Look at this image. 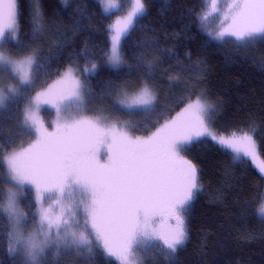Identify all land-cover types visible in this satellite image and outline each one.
Returning <instances> with one entry per match:
<instances>
[{
  "label": "snow or ice",
  "instance_id": "obj_1",
  "mask_svg": "<svg viewBox=\"0 0 264 264\" xmlns=\"http://www.w3.org/2000/svg\"><path fill=\"white\" fill-rule=\"evenodd\" d=\"M211 6L214 12L209 15L220 17L219 29L208 32L213 39L234 37L236 42L246 43L264 38V0H229L224 10L217 0H211ZM112 9L118 11L119 5L108 0L103 10ZM145 11L144 0H131L126 16L109 26L111 48L104 55L111 67L125 63L122 38ZM43 15L35 0L34 35L43 31ZM207 19L201 18L202 26ZM19 29L18 0H0V47L9 36L18 42ZM40 55L39 49L17 54V58L0 52V75L8 73L17 81L0 87V109L25 100L21 130L35 137L26 147H16L13 137L0 136V165L9 185L0 189V217L12 229L8 232L9 252L22 251L24 264H46L49 249L56 255L61 249H72L87 253L89 259L103 253L119 264H142L137 252L158 243L174 255L188 239L187 216L201 190L196 164L181 153L206 137L230 150L237 161L250 158L264 174V160L259 159L253 135L233 132L217 136L210 130L208 118L216 105L202 100L203 93L175 116L145 125V135H134L137 126L110 118L116 112L131 115L154 105L158 97L152 64L144 66L145 78L131 91L125 86L110 114L100 110L87 115L83 113L89 110L91 86L72 65L55 73L58 79L46 81L35 95H25L37 87L35 73L45 68L38 63ZM87 63L91 66L83 69L85 80L97 67L91 60ZM45 105L56 111L52 125L46 126L40 115ZM8 145H12L10 150H6ZM25 185L35 189L38 208L34 217H39L37 230L27 236L21 228L28 217L19 203ZM256 215L264 218V197Z\"/></svg>",
  "mask_w": 264,
  "mask_h": 264
},
{
  "label": "trees",
  "instance_id": "obj_2",
  "mask_svg": "<svg viewBox=\"0 0 264 264\" xmlns=\"http://www.w3.org/2000/svg\"><path fill=\"white\" fill-rule=\"evenodd\" d=\"M208 2L144 0L145 13L122 38L125 63L119 68L110 67L104 55L110 49L109 26L119 12H104L97 0H69L65 4L61 0H39L44 15L43 31L37 35L32 21L35 0H18V42L9 36L0 48L13 57L39 49L38 63L45 68L35 73L37 87L26 96L58 78L55 73L69 65L82 74L90 66L87 61L94 62L95 72L86 80L83 76L91 86L89 115L100 110L110 114L121 89L128 86L131 91L145 78L144 66L152 64L158 97L154 107L131 115L120 111L110 118L137 126L134 135H145V125L152 126L157 120L162 123L203 93V99L216 105L211 117L214 130L227 135L252 133L259 157L264 160V38L246 43H238L233 37L213 39L208 35L214 33L209 18L203 26L201 23ZM85 49L86 54L81 55ZM25 103L22 99L18 105L10 104L0 111L4 117L0 119V136L13 137L16 147L30 138L20 124ZM181 155L196 164L201 186L186 220L188 239L174 255L154 248L143 258V264H264V219L256 215L264 196V178L250 162L235 161L228 151L208 139L194 143ZM7 186L0 165V189ZM19 203L28 217L24 227L34 228L37 216L28 189ZM9 231L7 219L0 217V264H24L22 252H9ZM46 264L54 263L47 260ZM73 264L118 262L97 253L94 259Z\"/></svg>",
  "mask_w": 264,
  "mask_h": 264
},
{
  "label": "rangeland",
  "instance_id": "obj_3",
  "mask_svg": "<svg viewBox=\"0 0 264 264\" xmlns=\"http://www.w3.org/2000/svg\"><path fill=\"white\" fill-rule=\"evenodd\" d=\"M62 1V3H67L69 0H67V2H65V0H61ZM101 5H102V7H103V9H104V7L107 5V3H108V0H104V3L102 4L101 2H100V0H97ZM115 3H117L118 5H119V10L117 11V10H115V9H112V10H110V12H112V13H114V12H119L118 13V15L116 16V17H114L113 18V21H112V23H111V25L112 24H114L115 23V21L117 20V19H122L123 17H125L126 16V14H127V12L131 9V0H115ZM229 3V0H217V6L221 9V10H224L225 8H226V6H227V4ZM212 12H214V9L212 8V6H211V0H209V2H208V6H207V10H206V16H208V18H209V26H211V27H213V30H214V33L219 29V24H220V17L219 16H216V15H209L210 13H212ZM210 27V28H211ZM111 34H112V29L110 28V48H111ZM234 38V37H233ZM0 52H3L6 56H9L8 54H6V52H4L1 48H0ZM109 52H110V49H109ZM13 58H17V57H13ZM108 62V61H107ZM108 65L110 66V64L108 63ZM91 66V65H90ZM90 66H88V67H90ZM111 67V66H110ZM113 68V67H112ZM91 74V73H90ZM78 75H79V77H80V79L83 81V76H85V74L84 73H82V74H79L78 73ZM87 75H89V74H87ZM56 79H58V78H56ZM17 83V81H15L8 73H3L2 75H0V87H4V88H6L7 86H9V85H14V84H16ZM43 88V87H42ZM42 88H39V89H37V90H35V91H33L32 92V95L31 96H33V95H35V92H37V91H41L42 90ZM125 89H121V91H120V93H119V96H118V98H117V102H118V99H120L121 98V93H122V91H124ZM196 99V98H195ZM195 99H193L192 101H190L189 103H192V102H195ZM202 100H206V99H203L202 98ZM206 102H209V101H207L206 100ZM209 103H211V102H209ZM154 105H155V103H154ZM154 105L153 106H151L148 110H150V109H152L153 107H154ZM187 106V104L184 106V107H186ZM183 107V108H184ZM183 108L180 110V111H182L183 110ZM0 111H1V109H0ZM143 111H145V110H143ZM179 112V111H178ZM83 114H87V115H89L87 112L86 113H83ZM40 115H41V117L43 118V120L45 121V123H46V126L47 125H52L53 123H54V121L56 120V111H55V109L54 108H52L51 107V105H45V106H42V108H41V111H40ZM173 116H175V114L173 115ZM212 114L209 116V128H210V130L214 133V134H216L217 136H219V135H225V136H229V135H231V134H229V135H227V134H221V133H218V132H216L215 130H214V128H213V126H212ZM123 122V121H122ZM49 130L51 131L52 130V128L50 127L49 128ZM154 131V130H153ZM240 134H242V133H240ZM240 134H237V135H240ZM249 134H251V135H253L252 133H249ZM35 139V137L34 136H30V138H29V140H27L26 142H25V144L24 145H22V146H27L29 143H31L32 142V140H34ZM204 139H208V140H210L211 141V139L210 138H208V137H206V138H204ZM213 142V141H212ZM214 144H216L215 142H213ZM217 146H219L218 144H216ZM220 147V146H219ZM226 151H228L230 154H231V156H232V158L234 159V154L230 151V150H226ZM259 155V154H258ZM259 159L261 160V158L259 157ZM235 160V159H234ZM241 160H246V161H248V162H250V164L257 170V172L264 178V174H261L260 172H259V170H258V168L253 164V162H252V160L250 159V158H243L242 157V159ZM240 160V161H241ZM235 161H237V160H235ZM5 176H6V180H7V175H6V173H5ZM9 187V185L5 188V189H7ZM25 189H28L30 192H31V194H32V196H33V199H34V203H35V210H37V208H38V205L36 204V201H35V189L31 186V185H25ZM264 197V196H263ZM47 206V205H46ZM262 219H264V218H262ZM38 220H39V217L37 216V221H36V225H35V227L34 228H31V229H27V228H25L24 227V222H23V224H22V228H21V230L23 231V233H24V235L25 236H27V235H29L30 233H33V232H35L36 230H37V228H38ZM10 228V227H9ZM12 229L10 228V231H11ZM11 243L12 242H10V244H9V247H10V245H11ZM154 248H159V249H164L163 248V246H162V244H159L158 243V245L157 246H154V247H149L146 251L145 250H143V249H141L140 251H138L137 252V258H138V260H140V261H142V264H143V258H145L146 256H149L150 255V253H151V251H153L154 250ZM165 250V249H164ZM22 252V251H21ZM23 253V252H22ZM103 254V253H102ZM24 255V254H23ZM89 257H88V254L87 253H84V254H77L74 250H72V249H61L60 250V252H59V255H56L55 253H54V250L53 249H49L48 250V256H47V260H50V261H53V263L54 264H57V263H65V262H71V264H73L74 262H76V261H78V260H80V261H84V260H86V259H88ZM106 258H110V259H113L114 261H116L114 258H111V257H106ZM116 262H118V261H116ZM118 264H119V262H118Z\"/></svg>",
  "mask_w": 264,
  "mask_h": 264
}]
</instances>
